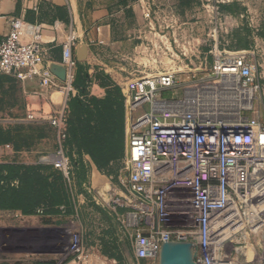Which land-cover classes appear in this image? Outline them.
Wrapping results in <instances>:
<instances>
[{"label": "built area", "instance_id": "built-area-1", "mask_svg": "<svg viewBox=\"0 0 264 264\" xmlns=\"http://www.w3.org/2000/svg\"><path fill=\"white\" fill-rule=\"evenodd\" d=\"M31 9L37 11L38 6ZM10 27L9 34L0 38V76L22 82L38 79L43 96L55 90L63 91L68 100L79 96L75 87L79 64L74 55L79 40L76 33L72 32L62 45L66 82L61 85L46 68L49 48L43 33L48 26L14 18ZM260 49L255 46L250 51L228 53L216 42L210 74L203 78L194 73L185 81L178 74L165 73L127 83V148L117 183L107 193L88 186L85 190L93 203L109 208L118 218L131 236L138 261L157 262L162 244L178 241L194 243L197 264H230L227 256L217 259L223 250L216 240L218 225L239 228L235 237L248 236L247 230L255 236L264 234V77ZM180 87L185 93L181 99L174 93ZM169 91L174 94L165 99L163 94ZM146 105L150 111L135 116ZM28 119L36 120L32 115ZM42 120L56 130L57 138L55 152L41 157L40 164L62 176L70 198L69 206L59 207L60 216L69 218L63 234L71 257L65 264H105L98 247L92 244V232L99 234L101 223L95 210L87 207L90 228H70L78 225L80 211L76 206L75 165L67 154L66 115L53 113ZM174 188L193 193L183 199L187 207L180 214L186 220L191 218V224L183 228L170 225L169 193ZM259 204L263 209H258ZM119 209L128 211L122 215ZM46 210L40 207L36 215L44 216ZM260 248L264 250V244ZM245 249L234 247L238 252Z\"/></svg>", "mask_w": 264, "mask_h": 264}, {"label": "crops", "instance_id": "crops-1", "mask_svg": "<svg viewBox=\"0 0 264 264\" xmlns=\"http://www.w3.org/2000/svg\"><path fill=\"white\" fill-rule=\"evenodd\" d=\"M34 5L38 6L37 11L31 9ZM221 6L220 0H213L210 5L206 4L205 0H0V38L9 34L10 21L14 18L48 26L43 33V42L49 48L46 68L63 85L66 82V69L62 63V45L67 37L75 32L79 37L78 46L74 50L76 59L78 50L83 45L88 47L87 59L78 64L77 78L81 83L83 76L86 75L89 79L86 93L103 99L109 87L120 88L133 79L142 78L138 76L165 74L167 70L164 69L165 61H173L171 58L177 56L173 45L182 42L196 43L199 36L198 28L202 24L210 27L212 22L210 19L200 21L203 11L208 12L209 8ZM54 25H58L57 29L51 28ZM23 40L28 41L27 38ZM172 67H178L180 72H188L186 79L190 78L187 66L174 61ZM178 77L181 79L180 75ZM126 79L128 81H125ZM42 90L38 79L22 82L13 77L0 76V103L8 102L6 104L8 112L4 113L6 119H3V122L12 126L21 120L11 118L10 112L34 116L36 120L30 121L29 125L41 126L44 138L36 142L32 151L41 157L55 152L57 138L56 130L42 118L64 112L67 119L66 108L70 101L61 90L52 91L48 96H43ZM167 95L168 93H164L163 97L169 99L166 98ZM124 96L126 110V95ZM125 120L127 148V111ZM67 136V154L75 165L76 179L78 177L76 206L80 211V217L76 228H90L87 207H92L101 220L100 233L92 232V244L98 247V254L103 258L107 239L115 247L116 255L119 257L118 243L125 231L109 208L93 203L85 186L107 193L117 183L126 156L112 162L108 168L101 171L90 156L78 154L75 144L70 142L69 128ZM0 149L7 152L12 150L10 152L18 155L23 153L15 152L13 147L8 150L6 145ZM41 157L38 159L39 164ZM116 165H120L118 175H114L113 172ZM127 211L128 209H119L122 215ZM2 213L0 212V228L9 226L13 221L15 224L18 223L21 229L28 228L22 233L32 236L31 253L38 264L57 259V253L42 251L40 241L52 232L50 224L52 221L61 222L58 229L63 232L69 226L68 217H61L60 214L25 216L17 211L14 213L16 216L14 219L3 216ZM115 220L118 224L110 225ZM41 256L49 257L40 258Z\"/></svg>", "mask_w": 264, "mask_h": 264}, {"label": "rangeland", "instance_id": "rangeland-1", "mask_svg": "<svg viewBox=\"0 0 264 264\" xmlns=\"http://www.w3.org/2000/svg\"><path fill=\"white\" fill-rule=\"evenodd\" d=\"M213 0H205L206 4H211ZM222 5L231 6V9H221L217 8L216 11L209 8V11L201 14L200 21H205L210 19V27H206L202 24L198 28V40L194 44L189 43H178L173 45L175 47V52L177 56L171 58L173 61H165L164 73L175 72L180 75L182 80L186 79L188 72L179 71L178 67L173 68L172 65L174 61L178 62L179 65H184L189 68L190 78L187 77L185 81L192 79L194 73L197 74V78H203L210 74L211 66L213 65L214 58L213 51L214 46L217 44L226 52H246L250 51L255 46L261 48L262 51L261 63L263 64L262 72L264 77V39L259 36L264 25V0H220ZM217 31V33H215ZM202 36L203 38H201ZM259 40V42H258ZM206 43V44H204ZM169 47L171 45L169 44ZM142 78L151 76H138ZM132 78V77H129ZM125 81H128L126 79ZM126 84L120 86L121 91L125 94ZM166 98H171L175 93L180 99L184 96L183 88L180 87L173 92H167ZM4 100V98H3ZM8 102L0 103V128H17L32 127L29 125L30 120L28 119L29 114L9 113L11 118L21 119L19 122H15L14 125L10 126L3 119H6L4 113L8 112L6 104ZM146 111H150L149 105H146L143 110L137 112L135 116L139 117ZM14 115V116H13ZM28 121V122H27ZM10 126V127H8ZM2 146H0L1 148ZM33 147L29 149H24L20 152L22 154H14L7 150L0 149V164H25V165H37L39 164V158L41 155L34 154L32 151ZM9 150V149H8ZM120 165L114 166V175H118V168ZM52 170V169H51ZM191 190H185L181 188H174L170 190L169 198L172 200L169 205V210L171 212L170 225L175 228H183L191 224V218L187 220L183 218L180 214L187 207V204L183 202L184 198L192 197ZM259 210L263 209V205L259 204ZM16 218V216L12 217ZM16 221V220H15ZM12 222V221H11ZM14 222V221H13ZM10 223L9 226H3L0 228V264H38L35 261L31 253L32 236L28 233H22V231H27L28 228L21 229L18 227V223ZM118 224L115 220L114 223L110 225ZM51 231L47 234L45 238L41 239L42 251H52L57 253V259L48 263L53 264H65L71 255L66 251L65 242L67 241V236L63 232L59 231L61 222L52 221ZM12 225V226H11ZM76 225L70 226L71 229ZM236 233V232H234ZM248 236L240 234L238 237L229 238L218 244L223 250L217 254V259H221L222 255L229 257L231 260L230 264H247L256 263L258 261L264 264V250L260 247L264 244V234L260 233L257 236L253 235L249 230H247ZM232 234V232H228ZM45 236V235H44ZM106 249L103 250V260L105 264H158L157 262H139L134 256L133 251V241L128 232H123L121 241L119 244V257L116 255V249L111 242L107 239L105 240ZM259 242L260 247L257 246ZM262 243V244H261ZM234 247L246 248L243 251H235ZM255 250H254V249ZM98 253V250H97ZM256 255V256H255ZM49 256H41L40 258H47ZM116 261V262H115ZM260 264V263H257Z\"/></svg>", "mask_w": 264, "mask_h": 264}, {"label": "trees", "instance_id": "trees-1", "mask_svg": "<svg viewBox=\"0 0 264 264\" xmlns=\"http://www.w3.org/2000/svg\"><path fill=\"white\" fill-rule=\"evenodd\" d=\"M230 7L222 5L221 9L229 10ZM259 36L264 39V25ZM83 78L81 83L76 78L79 96L72 97L66 108L70 142L75 144L80 156H90L103 171L126 156L125 96L117 86L109 87L103 99L88 95L89 79L86 75ZM30 125L29 128H0V146L10 144L15 152L33 147L44 138V130L39 125ZM63 205H70L69 194L62 176L50 166L0 164V212L3 216L14 217L17 211L33 216L40 207L47 209L46 215L60 214L59 207Z\"/></svg>", "mask_w": 264, "mask_h": 264}, {"label": "water", "instance_id": "water-1", "mask_svg": "<svg viewBox=\"0 0 264 264\" xmlns=\"http://www.w3.org/2000/svg\"><path fill=\"white\" fill-rule=\"evenodd\" d=\"M88 57V47L83 45L77 53L78 62L85 61ZM135 93L132 92V98ZM197 252L193 242L170 241L163 243L160 249L158 264H197Z\"/></svg>", "mask_w": 264, "mask_h": 264}, {"label": "bare ground", "instance_id": "bare-ground-1", "mask_svg": "<svg viewBox=\"0 0 264 264\" xmlns=\"http://www.w3.org/2000/svg\"><path fill=\"white\" fill-rule=\"evenodd\" d=\"M222 227H223L222 225H218L216 227V240H217L218 244L229 239V238H235V236H236L235 234L239 230V228H237V227H228V226L224 227V228H222ZM228 232H232V234H228ZM234 232H236V233H234ZM257 263L263 264V262H261V261H258L256 263H252V264H257Z\"/></svg>", "mask_w": 264, "mask_h": 264}]
</instances>
